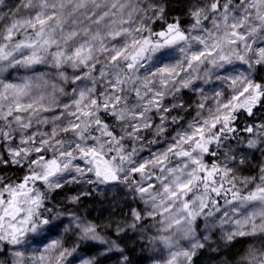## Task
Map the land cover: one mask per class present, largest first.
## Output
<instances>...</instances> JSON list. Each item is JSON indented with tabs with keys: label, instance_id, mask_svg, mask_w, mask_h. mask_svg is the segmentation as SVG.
Returning a JSON list of instances; mask_svg holds the SVG:
<instances>
[{
	"label": "snow or ice",
	"instance_id": "snow-or-ice-1",
	"mask_svg": "<svg viewBox=\"0 0 264 264\" xmlns=\"http://www.w3.org/2000/svg\"><path fill=\"white\" fill-rule=\"evenodd\" d=\"M19 2L10 5L8 15H0V73L21 63L33 67L49 59L57 69L71 63L84 71L93 60V46L61 48L60 39L64 37H57L58 29L63 32V0H38L35 6L25 5L30 9L29 14L9 21L12 8ZM245 2L195 0L190 5L192 10L188 14L193 25L191 31L197 34V45L187 60L189 70L194 63L217 52L221 53L220 61L231 63L233 56L223 54L225 46H235V59L242 65L264 68V46L256 43L257 34L264 32V27L245 26L239 20ZM5 3L6 0H0V5ZM245 11H255L258 19L264 21V0H251L250 8ZM153 16L157 17L155 25L164 22L159 31L154 25L130 44L106 49L111 53L112 65L123 61L124 72L131 73L149 53L153 57L162 56V49L180 43L192 48L188 43L189 29L179 17L169 22L162 10H154ZM126 23L131 21L122 20L121 30L110 33L114 42L122 32L140 33V28H123ZM213 28L217 30L215 35L210 30ZM241 48L249 55L240 54ZM158 72L162 77L160 87L154 90L152 85L134 83L132 98L125 96L129 75L121 79L118 68H102L94 63L90 73L83 76L76 73L72 81L61 75L68 89L57 90L53 83L49 91L43 73L35 78L25 77L19 83L9 80L11 73L0 79V170L15 165L23 172L17 179L0 174V249L23 247L41 231L57 232V237L50 239L42 251L37 247L30 256L25 251L12 250L11 264H75L76 261L100 264L99 257L113 249L120 253L117 264H129L116 241L106 240L93 220L75 212L50 214L48 203L55 193L68 186L89 189L107 185L126 189L134 201L143 205L130 209L132 222L126 227L144 234L150 231L149 221L151 226H157V235H148L147 239L168 249L163 264H194L193 258L209 239L204 232H198L201 224L212 235L219 231L226 242L224 246L235 238L264 233V167L259 168L260 174L255 177L251 173L242 179L234 175L237 171L243 174L246 169L256 172L249 157L259 161L257 150L264 155V121L256 123L253 119L243 128L238 126L241 113L255 117L257 106H264V76L244 73L230 78L228 90L217 92L214 101L202 99L196 116L186 123L179 115L183 106L167 107L172 101L164 100L160 91L167 89L170 82L175 84L182 72L169 63L158 66ZM97 73L100 80L110 85L107 91L95 79H88ZM190 86L193 85L189 80L181 84L182 88ZM69 90L70 95L66 94ZM132 99L136 104L128 108ZM158 112L171 116L170 123L175 128L164 132L167 139L151 151L137 150L133 139L145 130L148 136L153 135L150 130L156 122H152V117ZM146 113L150 114L147 120ZM163 119L157 117V122ZM110 121L121 125L131 121L127 129L129 136L121 135ZM240 133L244 134L243 138ZM149 143L156 142L149 140ZM88 195L90 191L82 190L66 195L65 200L76 206ZM46 212L48 216L44 215ZM124 230L116 229L118 233ZM93 242L108 247L105 252L97 251L91 256L83 254L82 249ZM0 264L5 262L0 260Z\"/></svg>",
	"mask_w": 264,
	"mask_h": 264
},
{
	"label": "clouds",
	"instance_id": "clouds-1",
	"mask_svg": "<svg viewBox=\"0 0 264 264\" xmlns=\"http://www.w3.org/2000/svg\"><path fill=\"white\" fill-rule=\"evenodd\" d=\"M36 3H38V0H20L19 4H17L15 8H12V15L9 16V21L16 18V16L28 15L30 9L25 8V5L31 4L35 6ZM193 3H195V0H186L185 8H187L188 11H185L183 14L184 17L189 19V23L184 26L189 29L188 43L192 45V48L189 49L186 43H180L170 49H162V56L158 54L153 57L152 54L149 53L147 58L137 64L135 71L125 73L124 68L126 65H124L123 61L118 65H112L111 53L106 51V49H119L126 44H130L132 39L144 35L148 29L153 28L155 20L157 19V17L153 16V11L162 10L164 13H167V0H84L83 3L82 0H63V32H60L59 29L57 30L58 39L64 37V39H60L61 48L74 49L81 44H85V46L90 44L94 48L92 62L84 71L80 70L81 66H73L71 63H67L64 67L57 69L52 66L53 62L51 59L44 64L33 67H25L24 64L21 63L13 67H8L6 71L0 73V79H4L9 73L19 80H23L25 77L35 78L38 73H43L44 79L48 81L49 91H51L50 86L53 83L56 84L57 90L60 88L68 89V85L60 79V76L67 75L69 81H72L76 73H79L81 76L85 75V73H90L92 71V64L94 63L100 65L102 68H118L121 73V79H123L124 75H129L131 79L125 81V96L132 98L135 92L133 88L134 83L152 85L154 90L159 88L162 77L158 72V66L169 63L176 65L177 71L182 72V75L175 81V84L170 82L167 89L160 88V91L164 93V100L172 101V104L167 105V107L182 105L183 107L179 113L180 117H183L186 123L191 122V119L195 117L199 111L200 101L204 98L209 101H214L217 92L228 90L230 78L244 73L249 75L260 74L259 71H257V69L260 68L259 65H254L253 68H249L247 64L242 65L235 59V46H225L223 48V54L233 56L231 63L220 61L219 56L221 53L217 52L215 56L205 57L204 61L194 63L191 70L188 69L187 60L191 55V51L196 50L197 45V34L191 31L193 25L191 24V16L188 14L192 10L190 5ZM10 5L9 3L0 5V8L4 9L0 11V15H8ZM250 6L251 0H247V2L244 3V9H240L239 20L243 22L245 26H251L257 29L264 27V21L258 19L255 11H245V9L250 8ZM57 7H60L59 3ZM236 7L239 8V5ZM105 13H107V15H105ZM232 14L231 11L228 13L229 16ZM249 17H251V19H249ZM179 18L182 19L183 17ZM97 20H99V23L96 22ZM122 20L131 21V23L124 24L123 28L130 30L140 28L141 31L139 34L133 31L122 32L118 41L114 42L110 33L121 30L120 24ZM6 26L7 23H5L4 27ZM210 30L213 32V35H215L217 30L214 28ZM219 31H224L223 23H221ZM256 43L264 46V32H259L257 34ZM129 51H132L131 47H129ZM239 51L240 54L249 55L243 48ZM210 61L216 62L212 64ZM153 73H156V75H153ZM163 78L171 80L170 77ZM88 79H95L96 84L103 85L105 91L110 87L106 82L100 80L99 73H97L95 77L89 76ZM184 80L191 81L193 86L182 88L181 84ZM92 87H95V85H92ZM186 93L189 95L186 96ZM66 94L70 95V90ZM173 97H175V99H173ZM189 97L191 98V102H189ZM135 104L136 101L132 99V102L129 103L127 107L132 108ZM205 111H207V109H205ZM172 115H176V113L173 112ZM149 116L150 114L146 113L145 119L147 120ZM157 117H164V119L157 122ZM170 121L171 116H167L164 112H158L155 117H152V122H156L155 127H152L150 130L153 135L148 136V130H145L133 139L136 149L139 150L144 148L145 151H151L158 144L163 143L167 139L164 132H171L175 128ZM110 122L121 132V135L125 137L129 136L127 129L131 121L123 125L113 121ZM140 123L143 124V121ZM175 130L179 131L178 128ZM144 136H148V139H143ZM157 137H159V139H157ZM149 140L155 141L156 143L150 144ZM257 152L260 154L259 161L252 160L251 157H249L252 168L257 169V171L252 174L253 177L260 174V167H264V155L258 150ZM220 159L223 161L224 158L220 157ZM234 175L241 179L248 176L241 174L239 171L235 172ZM101 186L107 185H97L95 188H100ZM113 191H115V187H113ZM100 195H103L102 191ZM48 208L51 209L50 214L52 216H55L57 212H62L57 210L58 206L55 204ZM44 215L48 216L49 213L46 212ZM152 227L156 228L157 226L153 225ZM212 231H215V229H212ZM198 232H204L209 238L208 242H217V239H214L211 232L206 229L205 224H203L202 227L200 226ZM48 234L50 233L47 231H41L35 235L37 237H46ZM146 235L148 236L150 234L146 233ZM245 238L251 239L248 241L244 254L240 255L239 261L234 257L233 261L229 262V264H240L242 261H247V264H264V233L257 232L256 235L252 237L246 236ZM181 239L182 238L177 237V241H181ZM218 241L222 244L226 243L220 235L218 236ZM236 241L237 238L233 239L228 245H232ZM28 242L30 241L28 240L27 243ZM152 244L153 246L155 245V243Z\"/></svg>",
	"mask_w": 264,
	"mask_h": 264
},
{
	"label": "rangeland",
	"instance_id": "rangeland-1",
	"mask_svg": "<svg viewBox=\"0 0 264 264\" xmlns=\"http://www.w3.org/2000/svg\"><path fill=\"white\" fill-rule=\"evenodd\" d=\"M15 2L16 0H6V3L9 4H13ZM185 9L186 8H184L182 11H179V14L174 16L175 18L183 17L181 19L183 25L189 23V19L183 15ZM3 10L4 9L0 8V11ZM159 27L156 24L155 30L159 31ZM259 73L260 74L257 75L258 77L264 76V68H259ZM9 80L17 83L22 81L14 78L11 74L9 76ZM188 95L189 94L186 93V96ZM189 102H191L190 97ZM261 121L263 120L260 119L259 121H256V123H260ZM240 147H242V144ZM255 153L260 155L257 151ZM0 174L8 176L11 174V172H9L8 168L5 166L2 170H0ZM90 189L92 190L93 194L82 197L79 205L73 206L65 200L66 195H74L79 191H90ZM101 191L103 192L102 196L100 195ZM53 204L58 206V211L65 213L75 212L78 215L86 216L88 219L93 220L97 225H99L98 231L100 234L104 236L106 240L116 241V243L119 245V249L125 243H130L129 245L133 244L137 248L135 251L138 254L137 256H143L144 264H163V261L168 257V249H166L163 244L157 242L153 246V244L147 239L146 233L150 235H157L156 228L151 226V221L148 222V228L150 231H146L144 234H142L139 229L133 230L126 227L127 224L132 222L130 209L141 208L143 205L134 201L133 198L128 195L127 190L123 189L121 186L115 187V191H113V187L110 186H101L100 188L89 189H80L78 186H68L63 191L55 193L54 199L50 201L47 206L52 207ZM249 211H251V209H249ZM105 225H109V227H105ZM202 225L203 224H201V227ZM118 227L124 228L125 230L118 233L116 231ZM217 233L220 235L219 231H217L216 234ZM56 237V231L51 232L46 237H35L34 239L30 237V242L26 243L23 247L14 248V246H9L8 249L2 250L3 254L0 255V260H3L5 264H11L12 256L10 253L12 250L25 251V254L30 256L34 253V250L37 247H39L42 251L43 247L50 241V239H54ZM91 245L93 246L91 252L83 250V254L91 256L97 251L105 252L108 247V245L101 246L99 242H93ZM88 246L89 245H87L86 248ZM113 252H115L117 256L115 258V262L112 264H117L118 260L121 259L120 253L115 249H113L111 253ZM107 253L110 252H106V254ZM123 254L128 258L127 251H123ZM237 261H239V259ZM75 264H78V261H76ZM240 264H247V261H242Z\"/></svg>",
	"mask_w": 264,
	"mask_h": 264
},
{
	"label": "trees",
	"instance_id": "trees-1",
	"mask_svg": "<svg viewBox=\"0 0 264 264\" xmlns=\"http://www.w3.org/2000/svg\"><path fill=\"white\" fill-rule=\"evenodd\" d=\"M168 2V9H167V20L169 22L173 21L175 19L174 16L178 15L179 11H182L185 8V2L186 0H167ZM163 21H160L157 23V26L159 29L161 28V25L163 24ZM256 116L255 117H249L246 113H241L238 116V126L240 128H243L246 123H251L252 120L254 119L255 121H259L260 119L264 121V106L258 105L256 108ZM241 138H243V133H240ZM235 144V141L232 142ZM243 144L242 147L243 148ZM255 155L259 158V155L255 153ZM11 172L9 177L12 179H17L18 177L23 175L22 170L17 168V166H6ZM254 174L255 171L246 169L243 174L244 175H249V174ZM90 194H93L92 190L90 189ZM89 199V197H88ZM143 226V225H142ZM218 236L219 233L216 235H213L214 239H217L216 243L212 242H207L206 246L202 249H199L197 252V255L193 258L194 264H229V262L233 261V258L235 257L236 260L239 259L240 255L244 254V251L247 248L248 241L251 238H245V237H240L237 238V241L232 244V245H227L224 246L221 242L218 241ZM130 243H125L124 245L121 246L120 250L122 251H127L128 253V261L129 264H144L143 263V256H137L138 254L135 252L136 247L132 244L129 245ZM93 249V246L90 244L87 248L86 246L82 249L87 250L88 252H91ZM210 250H216V251H210ZM117 254L115 252L113 253H107L101 257L100 259V264H112L115 262Z\"/></svg>",
	"mask_w": 264,
	"mask_h": 264
}]
</instances>
